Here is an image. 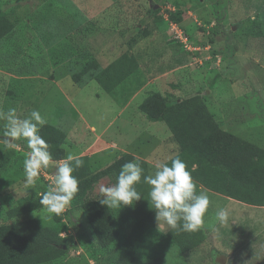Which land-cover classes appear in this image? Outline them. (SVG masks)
<instances>
[{"label": "rangeland", "instance_id": "rangeland-1", "mask_svg": "<svg viewBox=\"0 0 264 264\" xmlns=\"http://www.w3.org/2000/svg\"><path fill=\"white\" fill-rule=\"evenodd\" d=\"M0 18L11 24L0 37V111L15 108L24 118L38 110L64 133L63 158L52 159V166L72 153L84 161L73 175L94 174L137 147L149 162L140 161L141 166L153 174L178 146L163 122L147 119L138 108L152 91L172 100L199 95L222 128L264 148V0H0ZM170 23L178 24L196 49L174 42ZM122 53L132 54L138 68L112 91L93 79L72 80L85 62L93 59L103 68ZM127 87L140 91L124 106ZM254 121L250 134L245 127ZM3 124L0 224L21 218L43 226L62 223L60 235L71 237V244L40 264H108L110 250L97 249L82 200L102 197L100 188L113 185L118 173L95 180L61 216L49 219L41 207L13 219L9 210L47 191L54 175L52 166L42 169L36 186L24 189L26 142L17 140L10 148ZM159 140L165 150L152 155L148 149ZM196 184L210 198L201 229L171 232L155 220L134 243V252L141 259L162 255L160 264H264V205L241 203ZM142 187L137 185L139 201L111 209L119 230L113 248L147 213L148 191ZM220 208L229 213L227 223L217 220Z\"/></svg>", "mask_w": 264, "mask_h": 264}, {"label": "trees", "instance_id": "trees-1", "mask_svg": "<svg viewBox=\"0 0 264 264\" xmlns=\"http://www.w3.org/2000/svg\"><path fill=\"white\" fill-rule=\"evenodd\" d=\"M10 28L8 20L0 18V37ZM137 68L135 57L122 53L103 68L95 60H89L71 78L77 83L84 78L93 79L108 93ZM138 108L147 119L161 121L167 126L178 146L172 158L179 155L185 161L196 183L248 205H264V148L222 129L199 95L172 100L152 91ZM40 134L49 144L52 159H62L64 133L46 123ZM172 158L165 163L170 164ZM134 160L139 161L125 153L97 173H77L79 191L74 199L101 176L110 172L119 174L123 164ZM100 198L83 199L82 208L97 249L110 250L107 263L160 264L162 255L141 259L133 249L136 240L155 224V211L149 202L147 213L132 223L126 238L113 248L111 245L119 237V230L111 209L101 205ZM39 201L40 196L9 210L8 215L14 219L39 209L42 207ZM63 231L64 225L57 220L48 226L40 225L33 218L0 224V264H40L56 259L71 244V237L60 235Z\"/></svg>", "mask_w": 264, "mask_h": 264}, {"label": "clouds", "instance_id": "clouds-1", "mask_svg": "<svg viewBox=\"0 0 264 264\" xmlns=\"http://www.w3.org/2000/svg\"><path fill=\"white\" fill-rule=\"evenodd\" d=\"M0 121H4L3 138L10 148L17 147V140L26 142L28 151L23 161V187H35L41 170L52 166L49 144L40 134V129L47 123L46 118L38 110H32L27 117L21 118L15 108H8L6 112L0 111ZM83 164L79 156L69 153L63 163L52 166L54 179L47 191L38 193L40 205L49 219L61 216L75 198L79 180L73 173ZM141 182L150 186L147 200L155 211L158 228L164 225L171 232L187 233L201 229L210 198L206 192L197 190L191 171L179 155L172 158L170 164H156L154 173L149 175H144L139 161L126 162L115 183L100 188L102 198L98 199L99 203L110 209L131 206L142 197L137 190ZM216 217L224 224L228 222L229 213L227 209L220 208Z\"/></svg>", "mask_w": 264, "mask_h": 264}, {"label": "crops", "instance_id": "crops-1", "mask_svg": "<svg viewBox=\"0 0 264 264\" xmlns=\"http://www.w3.org/2000/svg\"><path fill=\"white\" fill-rule=\"evenodd\" d=\"M145 54H152V52H145ZM122 83V82H121ZM120 83V84H121ZM134 88V87H133ZM132 88V89H133ZM131 88H129V87H127L126 89H124V90H122L123 92L122 93H124L125 95H127V98H126V101L124 102V106L125 105H127V104H129L131 101H132V99H134L136 96H137V94L139 93V91L140 90H137L136 88H134L133 90H134V92H133V90H132ZM133 92L132 94H131V96H128V92L130 93V92ZM207 104V103H206ZM207 107H208V109L210 110V112L214 115V117H215V119L216 120H218V118H217V114H216V112H215V110L213 109V108H211L208 104H207ZM253 123H255V121L253 122ZM253 123H251V124H249L248 126H246L245 128L247 129V132H250V134H252V131L255 129L254 127H255V125H257L256 123L253 125ZM247 125V124H246ZM251 126V127H250ZM220 127L222 128V125H220ZM222 129H224V130H228V129H225V128H222ZM228 131H230V130H228ZM236 135V134H235ZM237 136H239V135H237ZM247 140V139H246ZM248 141H250V142H255L253 139H248ZM172 143L175 145V146H177V144L174 142V141H172ZM158 144V145H157ZM165 143H164V141L163 140H159V142L158 143H156L155 145H152L148 150H150L151 149V153H152V155L154 154V152H155V150H165ZM136 148V150L134 149L133 151H131V152H129L128 154H130V155H132V156H134L135 158H136V160H139V161H148L144 156L143 157H141L140 155H138L137 154V147H135ZM138 150H139V148H138ZM124 151V150H123ZM178 152V150H176L175 152H173L172 153V155H170L167 159H165L164 161H163V163L165 162V161H167V160H169L170 158H172L176 153ZM127 153V152H126ZM154 157V156H153ZM158 159V158H157ZM147 163H149V162H147ZM147 166V167H146ZM145 167L144 166H142V168L144 169V175H149V172H148V168H149V166L148 165H146ZM139 185H142V186H144V187H142L143 188V191L145 192V191H148L149 192V190H150V187L148 186V185H146V184H144L143 182H141ZM138 191H140V190H138ZM147 192V193H148ZM234 200V199H233ZM236 201V200H235ZM238 202H240V201H238ZM242 203V202H241Z\"/></svg>", "mask_w": 264, "mask_h": 264}, {"label": "built area", "instance_id": "built-area-1", "mask_svg": "<svg viewBox=\"0 0 264 264\" xmlns=\"http://www.w3.org/2000/svg\"><path fill=\"white\" fill-rule=\"evenodd\" d=\"M170 34L174 40V42L180 44L182 47L188 50L196 49L195 41L189 39L187 34L181 30L176 23H170Z\"/></svg>", "mask_w": 264, "mask_h": 264}, {"label": "water", "instance_id": "water-1", "mask_svg": "<svg viewBox=\"0 0 264 264\" xmlns=\"http://www.w3.org/2000/svg\"><path fill=\"white\" fill-rule=\"evenodd\" d=\"M52 174H53V171H52Z\"/></svg>", "mask_w": 264, "mask_h": 264}]
</instances>
